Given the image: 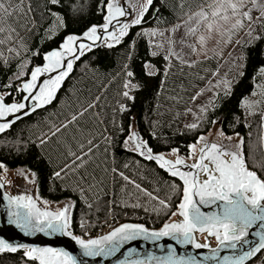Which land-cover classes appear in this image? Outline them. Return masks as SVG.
<instances>
[{
  "label": "trees",
  "instance_id": "16d2710c",
  "mask_svg": "<svg viewBox=\"0 0 264 264\" xmlns=\"http://www.w3.org/2000/svg\"><path fill=\"white\" fill-rule=\"evenodd\" d=\"M109 1L60 0L53 5L50 0H23L22 4L13 0L10 11L17 7L22 11L14 13L9 21L16 29L11 39H7L8 33L0 34L6 40L0 45V96L4 101L21 99V82L43 63L48 51L59 47L66 37L81 35L104 23ZM201 3L202 0H152L142 22L130 25L118 43L108 47L103 42L87 49L74 62L51 104L0 133V164L4 169L25 168L35 173L36 195L41 200H71L70 230L76 236L84 238L86 231L95 233L105 223L117 226L132 222L158 229L177 210L182 181L124 144L133 120L153 153L177 149L180 156L188 157L190 147L211 130L215 121H219L226 136L240 135L245 151L264 142V21L259 20L252 29L250 40L243 37L239 41L237 51L241 56L236 58L237 66L228 69L227 88L217 92L204 109L194 110L193 100L198 99L197 92L211 76L227 66L221 64V58L229 45L223 55L208 54L191 64L175 59L168 63L162 54H151L144 29L181 22L199 10ZM219 25L221 29L227 23L219 21ZM238 29L242 36L246 28ZM148 63L156 68L152 74L146 70ZM128 72L133 75L128 76ZM259 88L262 92L257 108H246L247 99ZM125 91L132 99L123 96ZM88 102L97 106L80 117L78 123L51 137L54 125L83 111ZM122 105L125 111L120 110ZM193 124L197 127H188ZM45 134L50 138L40 144ZM89 139L97 147L89 154L87 164L75 170L65 168L61 177L55 178V172L71 164L69 149L79 154L78 145L83 143L87 151ZM119 173L135 183L124 180ZM136 185L168 200L170 208L157 214L153 209L159 208L158 201ZM0 264L36 262L27 260L21 250L0 253ZM247 264H264V250Z\"/></svg>",
  "mask_w": 264,
  "mask_h": 264
},
{
  "label": "snow or ice",
  "instance_id": "6c2138e0",
  "mask_svg": "<svg viewBox=\"0 0 264 264\" xmlns=\"http://www.w3.org/2000/svg\"><path fill=\"white\" fill-rule=\"evenodd\" d=\"M13 0H0V34L8 33L7 39H11L12 34L16 29L12 27L9 21L12 19L14 13L22 11L19 7L16 9L12 7ZM23 0H20V4ZM50 3L57 5L60 0H50ZM251 3L252 8L247 11L244 9L247 4ZM152 4V0H147L139 12V15L132 21L133 25L140 24L143 20L144 13L147 7ZM106 7L108 14L105 16V23L102 26H92L85 33L84 37L90 41L100 40L99 31L107 32L108 36L119 42L120 37L126 35L129 25L121 24L119 35L114 32H108L113 20L118 17L130 15L131 12L126 5H121L117 2H107ZM259 11L260 15L255 19L264 21V2L262 0H202L200 10L189 17V21L195 19L197 26L201 23L206 25L209 33L219 30V21L225 23L231 21L233 18L235 22L232 24V29L242 28L244 20L253 22L252 11ZM187 23V22H186ZM264 26V24H262ZM177 25L172 30L175 31ZM197 27H189L186 35H195ZM153 35L155 33H152ZM163 35V33H161ZM251 35V33H249ZM80 38L75 35H70L63 43L62 50H54L43 56L46 63L41 67L37 66L30 72V79L23 83L21 91L26 92L27 95L23 97L24 101H36L32 105L31 110L24 102L12 103L7 105L4 103V98L0 97V118L6 120L5 123L0 124V133L4 132L16 119H20L17 113L23 112L27 116L31 111H35L38 107L51 104L56 99V93L60 88L64 79L69 75L73 68V60L69 59L65 62L66 56H72L73 59H78L83 55V49H91L92 45H85L83 43L78 45L79 52L77 54L76 42ZM205 37H199V43H205ZM6 42L5 39L0 38V45ZM171 42V41H170ZM227 42H231V34ZM108 47L113 45L108 44ZM161 45H157L160 47ZM193 51H195V47ZM11 50V49H10ZM155 54V53H153ZM264 71V69H262ZM56 72L54 78L41 80L45 74ZM23 75V72L20 73ZM18 75V79L20 78ZM132 76L131 72L127 73ZM130 83V82H129ZM128 88L129 84H125ZM135 87V85H132ZM255 95V93H254ZM123 96L132 99L129 92L125 91ZM99 100V97L96 98ZM97 105L93 102H88L83 107V111L79 113H72L66 122L59 126H53L50 129L51 137H55L57 133L62 130H67L70 125L78 123L80 117L84 116L90 109ZM246 108L251 105L245 103ZM121 111H125L124 106H121ZM13 115L15 119L8 120L7 117ZM188 127L195 128L197 125H189ZM223 134V133H221ZM47 134L40 139V144L47 143ZM75 139V137H73ZM108 140L107 137H105ZM204 138L201 137L202 141ZM231 139V137H228ZM110 142V141H109ZM126 147L131 146L132 151H139L141 156L148 160H155L161 168L166 169L172 177H177L182 181L180 186L181 201L177 205V211L172 212V216H179L182 219L166 222L159 229H150L143 224H129L125 223L119 227L114 228L106 235L98 238L84 239L80 236H75L70 230L69 209L71 205L65 206L63 209L57 211L42 210L37 206L36 200L32 196L19 195L8 196V223L14 224L26 236L38 232L47 235L61 234L70 236L82 250L84 257H110L126 245L133 241L141 240L156 244L158 247H166L167 255L163 258L149 255L146 258L130 259L126 258L121 264H200L196 256H178L175 247L171 244L161 246L159 241L164 238H169L177 245H191L195 249L209 248L207 243H199L196 240L195 234H205L213 236L218 242L219 249L238 250L243 249L242 253L234 256H224L219 261V264H245L257 253L264 250V142L257 147H252L245 151L243 138H240L236 143V151H230L217 144L204 143L199 149V155L195 145L191 146L190 158H194L195 162L187 165L186 161L179 156L175 161L168 160L163 155H153L152 149L147 146V143L140 140L137 133L132 132L127 140L124 141ZM80 153L73 152L69 149L68 155L73 159L71 164H66L60 171L54 173L55 178L61 177V172L65 168L71 170L79 169L87 164L90 158L89 154L93 152V141H87V151L85 145L80 143L78 145ZM173 153L178 150L173 149ZM74 166V167H73ZM180 166H186L194 171H182ZM4 169V165L0 164V170ZM115 171V169H113ZM27 179L26 173H20ZM35 176V173L32 174ZM119 175L129 183L128 177L123 173ZM4 184L0 183V188ZM136 188L147 195L150 199L158 201L159 208H154L157 214L164 209L170 208L168 200L160 199L153 193L141 189L139 185ZM170 199V198H169ZM140 205H133L139 207ZM203 207L216 206V211L204 212ZM92 207L91 204L88 205ZM147 211V209H145ZM84 227V224H81ZM258 228L254 235L258 238L255 242L250 241V230ZM87 235V232H85ZM207 236L205 239H207ZM248 246V247H245ZM23 250L24 257L36 262V264H80L75 256L67 251L56 250L50 247H31L24 244H13L0 239V253L10 252L16 253ZM213 256L205 257V259H216L218 249H211ZM128 257L137 254L135 248L127 250Z\"/></svg>",
  "mask_w": 264,
  "mask_h": 264
},
{
  "label": "rangeland",
  "instance_id": "374dc122",
  "mask_svg": "<svg viewBox=\"0 0 264 264\" xmlns=\"http://www.w3.org/2000/svg\"><path fill=\"white\" fill-rule=\"evenodd\" d=\"M109 2H117L121 5H123V0H110ZM127 7L129 8L131 14L126 15V20L124 23L130 25L132 24V21L139 15V12L141 11L142 7L147 4V0H126ZM264 2V0H262ZM249 8H252V4L248 3L247 7L244 9L247 11ZM200 10V9H199ZM199 10L195 11L194 13L198 12ZM192 13L189 15L186 19H184L181 22H178L172 26L169 27H155V28H147L144 29V34L149 42V48L151 51V54H162L168 61V63L173 62V60H178L183 63L191 64L196 59L204 57L208 54H216L217 56L223 55L222 63L223 65H227L226 67H220L219 71L214 73L211 78L206 82V84L197 92L198 99L193 100V108L194 110L197 109H204L206 105H208L209 101H212L215 94L219 91H224L229 83V75H228V69L232 68L234 66H237L236 58H240L241 53L238 52L237 44L243 37H247V41L252 38L254 33H249L252 31V29H255L256 24L259 20H256L255 18L260 15L259 11L253 10L252 16H253V22H249L246 19L244 20V28H246L245 32H243V35L241 36L236 29H232V24L235 22V19L239 18H233L231 21L227 22V25L223 28H219V30L214 31L212 33H209L206 25L204 23H201L197 26L195 19L189 21V17L193 16ZM121 18V17H118ZM187 22V23H186ZM230 24V26L228 25ZM177 25H179V28H176L175 31L172 29L175 28ZM189 27H197V31L195 35L187 34V29ZM119 29L120 27L114 31L116 35H119ZM152 33H155L154 35ZM163 33V35H161ZM229 34H231V42H227L229 38ZM98 35L100 33L98 32ZM203 35L205 39V43L201 45L199 43V37ZM171 41V42H170ZM103 42L108 44H115L116 41L111 39L108 34L104 35ZM157 45H161L160 47H157ZM189 45H192L195 47V51H193V47H189ZM229 45L227 50L224 52L225 47ZM88 48H85L86 51ZM224 52V53H222ZM147 72L148 73H154L156 71V68L152 64H147ZM262 90L259 88L258 91L255 93V95L250 96L246 103L250 104L251 110H254L257 108V103L260 98ZM196 113V112H193ZM132 132L137 133L138 137L140 138L135 122L133 120L131 127H130V134ZM220 129L219 121H215L211 130L201 137L204 139L201 141L200 138L197 141L195 145L197 156L199 155V149L203 146L204 143L208 144H217L220 145L223 148H226L230 151H236V143L241 138L240 135H230L226 136ZM129 134V135H130ZM228 137H231V139H228ZM127 140V139H126ZM140 140H142L140 138ZM143 141V140H142ZM193 146V145H192ZM128 149H131V146L127 147ZM139 152V151H137ZM191 152V147H190ZM157 155H163L166 159L175 161L177 156L180 158L187 160L189 163H194V158H190V153L188 157H182L177 152L173 153V151L167 152V153H161ZM26 173L27 179L24 178L23 175L20 173ZM30 171H28L25 168H17L13 170L9 169H3L0 178L3 181L5 185V189L8 193H10L13 196H19L24 195L26 193L32 194L41 204V206L44 208V210L49 211H57L59 209H63L65 206L71 205L69 209V214L72 208V201L71 200H65L59 203H53L45 200H41L36 195V183L35 178L32 175ZM176 212V211H175ZM181 219L179 216H171V218L167 222L176 221ZM110 228L112 227V224H109ZM111 229V230H112ZM87 235H85L84 239L91 238L90 231H86ZM207 236V233L200 234L197 233V239L202 243H212L215 244L217 241L215 237L213 236H207V239L205 237Z\"/></svg>",
  "mask_w": 264,
  "mask_h": 264
},
{
  "label": "water",
  "instance_id": "95a60500",
  "mask_svg": "<svg viewBox=\"0 0 264 264\" xmlns=\"http://www.w3.org/2000/svg\"><path fill=\"white\" fill-rule=\"evenodd\" d=\"M123 5L128 6L126 0H123ZM106 10H107V8H106ZM107 14H108V10L106 11V15ZM125 20H126L125 16L113 20L112 25L108 29V32L116 31L119 27H121V24H123ZM104 23H105V20H104ZM104 23L98 25L97 27L99 28V26H102ZM84 33L81 34V35H75V36L80 38L79 40H77L76 45H75L77 47V54L79 52V49H78V45L79 44L83 43L85 45H92V47H95V46L103 43L104 35L108 34L107 32H103L102 30L99 31L101 39L97 40V41H95V43H93V41H90V40H88L87 38L84 37ZM66 38L59 45V47L54 48V49L48 51L47 53H49L51 51H54V50H62L61 46L66 41ZM84 52H85V50L83 49V53ZM81 56L82 55H80L79 57H81ZM69 59L73 60V64L77 60V59H73L72 56H66L65 62H67V60H69ZM45 63H46V61H43V63L41 65H38V66L42 67ZM35 67H37V66H35ZM56 75H57L56 72L48 73V74H45L44 76H42L41 80L43 81V80H47L49 78H54ZM29 79H30V75H29L27 80L21 82V89H22L23 83L28 81ZM26 95H27V93L23 92V95H22V97H21V99L19 101H13V102H9V103L4 101V103L7 104V105H10L12 103L24 102V103H26L28 105V109L27 110H31L32 105L35 104L36 101H33V100L24 101L23 97L26 96ZM39 108H41V107L36 108L35 111L37 109H39ZM33 112L34 111H31V113H33ZM16 115H19L21 117L20 119L26 117L25 115H23V112L17 113ZM7 119L8 120H13V119H15V117L13 115H9L7 117ZM20 119H16L15 122L20 120ZM5 122H6V120L4 118H0V124H3ZM137 132H138V130H137ZM138 134H139L140 138L144 142H146L142 138V136L140 135L139 132H138ZM147 146L149 147L148 144H147ZM135 152H137V151H135ZM137 153L139 154V152H137ZM152 154L155 156V155L161 154V153H153L152 152ZM142 157H144V156H142ZM185 161H186L187 165H191L192 164V163H189L187 160H185ZM180 167H181L182 171H194L193 169H191L189 167H186V166H180ZM0 183H3L1 178H0ZM24 195L32 196L33 199L36 200L37 206L40 207L42 210H44V208L41 206L40 202L32 194L26 193ZM8 196H13V195H11L10 193H8L6 191L5 185H4L3 188H0V239H4L7 242H10V243H13V244H24L26 246H31V247H50V248H53V249H56V250L67 251L70 254H72L73 256H75L77 258V260L80 262V264H121V262L124 261L126 258H130V259L140 258V259H143V258H146L149 255H154L156 257L163 258V257H165L167 255V248L166 247H158L156 244H151L149 242H144V241H141V240H137V241H133V242H131L129 244H126L120 250V252L116 253L114 256L91 258V257L82 256V254H81L82 250L80 249L79 245H77L75 243V241L70 236L61 235V234L47 235V234L41 233V232L26 236L14 224H9L8 223V211H9V208H8V201H7V198H6ZM216 210H217L216 206H212V207H203L202 206V211H204V212H212V211H216ZM125 223L139 224V223H132V222H125ZM125 223H122V224H125ZM122 224H119L116 227H119ZM116 227H114V228H116ZM112 230H110L109 232H111ZM256 231H259V229L255 228V227L250 230V236L248 238L250 241L255 242L258 239L254 235V233ZM108 233H106V234H108ZM72 234L75 235L73 232H72ZM106 234H104V235H106ZM195 237H196L197 242L203 244L202 242H200L197 239V233L195 234ZM93 238H98V237H93ZM158 244L161 245V246H165V245L171 244L173 247H175L178 256H192V255H194V256H196L197 260L200 261V264H219V261L222 259V257L239 255L243 251V249H238V250L219 249L217 241L215 242V244L208 243L209 248H201V249H195L191 245H177V244H175L174 241H171L169 238H164L163 240L159 241ZM245 247H248V246H245ZM130 248H135L137 250V254H134L131 257H128L127 250L130 249ZM211 249H218L217 258L216 259H205V257L213 256V253H212ZM255 256H253L250 260L246 261L245 264H247L250 261H252Z\"/></svg>",
  "mask_w": 264,
  "mask_h": 264
},
{
  "label": "built area",
  "instance_id": "2783aa9c",
  "mask_svg": "<svg viewBox=\"0 0 264 264\" xmlns=\"http://www.w3.org/2000/svg\"><path fill=\"white\" fill-rule=\"evenodd\" d=\"M109 224L110 223L101 224L95 233H90L91 238L99 237V236H102V235L108 233L112 229L109 227ZM112 227H115V226L112 224Z\"/></svg>",
  "mask_w": 264,
  "mask_h": 264
},
{
  "label": "crops",
  "instance_id": "0c3cea01",
  "mask_svg": "<svg viewBox=\"0 0 264 264\" xmlns=\"http://www.w3.org/2000/svg\"><path fill=\"white\" fill-rule=\"evenodd\" d=\"M147 65V64H146ZM146 70H147V67H146ZM152 74V73H151Z\"/></svg>",
  "mask_w": 264,
  "mask_h": 264
}]
</instances>
